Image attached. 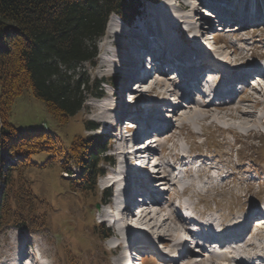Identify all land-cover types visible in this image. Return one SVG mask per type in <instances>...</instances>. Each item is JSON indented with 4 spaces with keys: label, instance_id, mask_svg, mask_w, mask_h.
Returning a JSON list of instances; mask_svg holds the SVG:
<instances>
[{
    "label": "rangeland",
    "instance_id": "rangeland-1",
    "mask_svg": "<svg viewBox=\"0 0 264 264\" xmlns=\"http://www.w3.org/2000/svg\"><path fill=\"white\" fill-rule=\"evenodd\" d=\"M190 1L195 3L199 8L201 4H204L203 2L205 0ZM163 2L162 0V3ZM221 3L223 4L222 6H224L225 3ZM140 4L139 14L134 18V21L129 24H118L117 27L122 29L124 33H129L128 31L131 29H140V34L142 35L145 34L144 30L149 27L148 24L143 22V19L145 15L151 16V14L145 13L143 10L146 6L149 8L150 3L143 1ZM207 4L208 3H206V5ZM231 4L234 7H244L243 4L241 5L238 2H231ZM252 5L257 9L256 5H254V1L248 0L246 6L250 7ZM181 8L177 9L176 12L179 13L178 10H183L185 14L194 13L188 8ZM199 13L200 11L197 9L195 15H199ZM112 19L113 16L109 18L108 22ZM175 21L176 20H173V22ZM254 21L256 22L252 23V21H248L249 25L242 27L240 30L241 34L237 36L230 35L231 32L235 30L234 27L231 29L232 25L234 26L235 24L230 22L221 27L220 36L213 38L210 35L200 36L203 37V42L206 47H210V49L207 48V50H209V58L219 57L222 61L236 59L237 61H235L232 66L234 69L239 70L247 64L246 61L250 63L258 62L259 60L254 61L255 57L264 53V18L254 19ZM209 22H211V20ZM183 24L186 25V22ZM136 25H139L137 29L135 28ZM217 29L219 30V28ZM201 31L202 30L199 32ZM217 32L215 31L212 35H216ZM106 34V31H104V35L96 41L94 65L92 66V64L84 62L81 65V68L84 67V69L80 67L76 69V71L84 70V77H88L90 80L96 78H110L113 76L121 78V72L123 73L124 66L125 64L127 65L125 61L129 57L128 48L130 47L128 46L130 45V38H132L128 35L117 38L119 42L116 46L112 47L113 51L110 56H113L111 59H108V67L103 66L104 61H102L101 48L107 37ZM183 35L184 30L182 31L181 28L180 36L183 37ZM213 40L222 42V44H215V46H213ZM191 44L193 43L191 42ZM226 45H229V48H225ZM235 48H237V50L234 52ZM215 49H217V51H215ZM218 51L223 54H220ZM242 56H244V59L239 60ZM155 75L156 77L159 76L157 74ZM159 77L169 80L171 82L170 87L176 88V86L173 87L174 81L172 82L169 79L171 78L169 74H162V76ZM120 86L112 88L108 85H101L105 99L99 100L94 94H89L86 100H84L80 110H78L76 114L70 116L66 123H60L48 112L43 101L35 98L30 91H24L21 95L17 96L12 103L8 115V122L20 131H46L58 137L63 145L67 147L76 135L87 136L95 133L109 136L108 139L111 143L109 154L113 157L114 164L106 168V173H111V176L118 177V173L115 172L117 167L116 162L119 159L116 155V150L120 142L114 138V135L117 136L118 132H114V129L108 132L106 129L108 124L114 127V115L110 111L103 112V116L105 115V117L106 114L109 116L111 115L108 118L110 122L106 126L103 125L104 121L100 118V112L103 111V109L99 108V104L107 102H110L108 103L109 105L120 103L123 97V94L119 91ZM261 86L264 87V80H260L256 84V89H248L238 96L239 99L237 102L254 111L253 113L255 116L259 117L251 121L248 125H242L239 120L230 119L223 122L219 121V123L215 125L205 121L180 127L173 117H168L169 113H165L164 111L161 114H157L155 110L156 113L155 116H153L154 119L152 118V122L159 125L158 121L155 120V118L158 117L165 118L166 122L169 123L171 122L170 119L173 120V122H171L174 125L172 131L175 133L176 137L174 136L172 140H165L167 139L165 135L161 137L164 144L157 146L154 150V154H157L167 163L173 161V154L179 152L186 153L188 150L194 154L198 152L207 155L206 159L200 158L201 160H198L200 164L196 171L186 170L184 179L178 180L181 181V185L190 184V187H188L189 189L184 193V201H186L190 207L194 205V211H196V214L200 217H210L211 219H215L216 222L219 221L223 223V220H227L228 218L232 220V218L235 217L239 218L248 211L258 209L262 211V209H264V164L260 165L258 163L260 159L264 158V94L262 95V93L258 91V88ZM142 91L143 90H139V87H137V89L134 87V89L131 90L132 95H137V102L133 103L134 100L132 101V106L130 107L132 109H128V112H130V114H128L135 120H141V117L146 115V111H149L150 106L146 107L144 105L151 103L152 100L156 101L162 96V93H160L157 88L154 89L152 93H145ZM194 91L196 90L193 89V92ZM132 95L130 93L131 97ZM164 96L166 98V95ZM127 98L128 97L125 95L124 100L127 101ZM165 98L163 97V100H166ZM185 100L187 99L183 101ZM172 101V97H170L168 102ZM216 103H218V101ZM167 104L168 103L165 105L168 106ZM212 106L215 105L213 104ZM152 107L156 108L154 105ZM225 107L228 106H223V108ZM151 117L152 116H149L147 119H151ZM95 125L98 127L95 130L87 128ZM128 141L129 138L126 139V144ZM211 146L215 148H211ZM238 154L243 156V162H240L242 158H239ZM49 156L50 155L47 153L32 155L31 160L33 163L24 171V176L28 180L33 194L44 201L40 209L45 214V230L31 232L29 234L28 231L22 227L9 226L1 229L0 264H11L16 261L19 262V264L20 262L27 264L30 259L29 256L31 255L27 257L23 255L20 259L21 261L16 259V254L20 253L23 248L29 251L30 254H32V252L34 255H36V252L41 253V255L46 258L47 264H116L122 252V246L119 250H115L114 252L111 245L112 242L105 237V231L99 226L100 221H103V223L105 222V224L109 221L108 215H104L108 203H103V191L107 178L102 176L97 179V191H95V193L88 194L87 196L81 195L77 190L72 189L69 177H67L69 174L63 173L58 158H51L49 162H46ZM211 164L216 166V170L212 169L210 171L217 176L219 181H213L209 177L210 171L208 172V167ZM121 167L123 166L121 165ZM233 169L236 170L233 172ZM165 173H167V170ZM226 174L228 175L225 176ZM168 177L170 179V183L166 186L168 189L162 190L164 186H159L157 188L159 184L152 187L156 192L162 190L161 193H165L162 202L164 204L172 202L176 195L179 196L177 188L171 185L172 182H175L174 178L169 175ZM223 177H226V179L223 180ZM156 180L159 179H155V181ZM213 183L215 186L212 188L211 184ZM115 184L117 185L119 183L116 182ZM111 192L112 196H114V191L111 190ZM173 193L176 195H173ZM112 196L110 201L112 200ZM96 203L99 204L98 207L95 206ZM110 210L114 211V209ZM171 216L177 220L180 219L175 213H171ZM133 221L138 222L139 219L137 218V220H135L134 216ZM136 226H138V224ZM104 227L106 228L107 226L104 225ZM26 232L28 234H26ZM256 233L264 235V230H256ZM149 235H147L146 238H148ZM249 237V241H255L254 234H249ZM146 238H139V240L144 241L147 240ZM260 243L264 247V237L260 240ZM261 252V255H264V250ZM184 262L185 261L182 260L181 262L170 264H184ZM249 263L251 262L249 261ZM143 264L163 263L159 261L156 262L150 258L145 260Z\"/></svg>",
    "mask_w": 264,
    "mask_h": 264
},
{
    "label": "trees",
    "instance_id": "trees-1",
    "mask_svg": "<svg viewBox=\"0 0 264 264\" xmlns=\"http://www.w3.org/2000/svg\"><path fill=\"white\" fill-rule=\"evenodd\" d=\"M141 1L0 0V231L13 226L33 233L46 226L40 209L44 201L24 176L34 154L47 153L46 162L58 158L62 170L73 175L71 187L79 194L97 191L103 166L111 162L105 139L76 135L67 147L46 131H20L8 115L15 98L30 91L66 123L89 94H102L98 79L76 69L84 62L94 65L96 40L109 16L130 21ZM109 198L105 191L104 201Z\"/></svg>",
    "mask_w": 264,
    "mask_h": 264
},
{
    "label": "bare ground",
    "instance_id": "bare-ground-1",
    "mask_svg": "<svg viewBox=\"0 0 264 264\" xmlns=\"http://www.w3.org/2000/svg\"><path fill=\"white\" fill-rule=\"evenodd\" d=\"M174 2L177 3L179 6L185 8V9H187V8L190 9V11L194 12V13L198 9L197 5L195 3H192V1H190V0H174ZM227 2H229V0H227ZM240 2L238 1L239 4H241ZM163 4H167L165 0L161 4L160 9L156 11L157 14L155 16H152V17L145 15L143 22L149 25V27L146 28V32H152L155 30L157 32V34H155V36H157L158 38L161 39L162 45L159 42H156L152 48L151 53L153 54V56H155L156 60L158 58H161L163 62L169 63L170 67L172 69H174L175 65L177 64V63H175V61L178 60V62H180V60L182 58L181 54H183V52L178 51L176 49L175 45H172V46H174V51L177 54L175 56L172 55L173 56V59H172L173 63L171 62V60H169L171 57V56H169L170 51H171L170 39L173 38V36L171 34H173V32L176 29H172V27L170 29H168L169 23L161 15L162 13L167 12L165 5L163 6ZM207 5L209 6V3ZM240 10L243 11V7H241ZM205 11L206 10H203V13H205ZM219 14H220V12L217 13V16H219ZM228 14H229L228 16L233 17V18H231L232 20H237V18L235 16V15H237V12L231 11ZM176 15L178 16V13ZM176 15L174 14L172 17H175ZM186 19L187 18H185L183 20V22H185ZM176 23H179V21L176 20ZM239 23H242V21ZM175 24H173V25H175ZM245 24L246 23L244 22V24H241V25L244 26ZM108 25H109V23L106 25V30H105L107 34H109V32H110ZM208 26L209 27L213 26V20H211V22L208 23ZM138 27H139V25H136L135 28L137 29ZM189 29L195 33L194 27H191ZM240 30H241V27L238 28V26H235V30H233L230 35L231 36H237V35L241 34ZM128 32L129 33H124V31L122 29H119V28L114 32H110L112 34V36H111V39L109 42V49L106 50L109 53V55L113 51L112 47L116 46L119 42V41H117L118 40L117 38L121 37V36H127L128 35V36H131L132 38H137L140 36V45H141L140 29L139 30L131 29ZM174 39H176V38H173V40ZM156 40H158V39L153 38L154 42ZM198 42L201 44L198 46V50H197L198 54L200 56H205L206 54H209V52H208L209 50H207V47L203 42V37H198ZM215 51H217V49H215ZM235 51H236V49H234V52ZM218 52L220 54H223L220 51H218ZM136 57H137L136 58L137 64L135 66V71L137 72V81L139 82V81L145 79V76L143 74H141L139 69H138L141 66L140 65L141 57H140V55L136 56ZM218 58L219 57H217L216 59H218ZM241 59H244V56L240 57L239 60H241ZM210 61H212L213 64L215 63V61H213V60H210ZM234 61H237V60L234 59ZM108 63L109 62L107 60L106 62L103 63V66H107ZM189 63H191V61ZM246 63L248 65L247 61H246ZM181 64H183V67L181 66V68H179L177 70L180 71V75L184 76V81H183L184 83L182 85V88H180L179 91H177V92H176L175 88L170 87L171 82L169 80L163 78V77H159V76L156 77L155 76L154 78L153 77L150 79L147 78L146 82L142 83V85H147V82L151 81V83H152L151 88H154V89L155 88H162L163 89L162 92H164V94L167 96V99L164 101L158 99V100H156V102L161 103V105L164 104L163 107L166 106L165 105L166 103H168V104L174 103L173 106L167 104L169 107L167 108V110H165V113H169L168 117L169 116L173 117L175 119V121H177V124H179L180 127L185 126V125H189L191 123H202L205 121L208 122L209 124L215 125V124H218L219 121L223 122V121L230 120V119L231 120H239V122L242 123V125H246V124L248 125L251 121H254L257 118H259V117L255 116V114L253 113L254 111L248 109L246 106H244L238 102H235L233 100L234 87L233 86L230 87V84L233 85L234 81H232L231 78L230 79L228 78L225 81V83L227 85L229 84V87L225 90V92L230 98H228L227 101L223 100V102L218 103V106H216V105L212 106L214 98H219V97L224 98L223 95H225V93L222 91L221 88L218 87L216 89V92L214 91L215 93H214L213 98H209V93L207 91L203 90L202 94H201V91H199V90L197 91V89L200 85L199 79H200L201 75L204 74L206 65H201V64L197 65V64L192 63V67H189L187 65V63L184 61ZM213 64L207 66V68L210 70L213 69L214 68ZM231 64H232V62H230V65ZM249 66L251 69L254 68L253 64L249 65ZM155 69H158V68H155ZM255 69H258L257 65L255 66ZM140 70H142V67L140 68ZM259 70H260V68H259ZM158 71H161V70H158ZM249 71H250L249 68L246 69L245 73H244V70H239L237 72V74L234 76V78L242 77L246 73L249 74ZM124 72H125V68H124ZM156 73L161 74V72H156ZM212 73H213L212 70L209 71V73H208L209 77L212 75ZM253 81H254V78H253ZM244 88H245V86H244ZM193 89L196 90L195 91V92H197L196 95L193 94L194 93ZM258 91L260 93H262V95H263L264 94V87L261 86L260 88H258ZM131 95H132V93H131ZM136 97H137L136 94L132 95L133 99L131 101L134 100L133 103L137 102ZM170 97H172V100H173L172 103L168 102ZM184 99H187V100L183 101ZM241 101H243V100H241ZM153 102L154 101L152 100L151 103L144 105L146 107L150 106L149 111L148 112L146 111V115L144 116L145 119H147L149 116H155L154 111L156 110V108L152 107V106L153 105L156 106V104H155V102L154 103ZM108 105H109L108 103H103L99 107V108L103 109V111L100 112V118L104 121L105 126L110 122L108 118L111 116V115L109 116L107 114H106V117H105V115L103 116V112L111 111V107ZM223 106H228V107L223 108ZM151 108H153V109H151ZM184 108H186V109H184ZM231 111H234V112H231ZM170 113H172V115H170ZM155 120L160 121L163 119L158 117V118H155ZM160 122H162L161 124L158 125V127L160 129H155L156 130L155 133H160V134H155L153 137V140H154L153 142L156 143L157 145L164 144L163 140L161 139V137H164V135L167 138L165 140H172L174 138V136L176 137L175 133L172 131L173 124L171 125V123H168L165 120L160 121ZM164 129H165V131H164ZM150 130H151L150 126H148V127L144 126V128L143 127L140 128L139 133L140 132L141 133H147V132H150ZM139 133L137 130H136V132H134V134H133L134 140L139 137V135H140ZM126 139H127V137L123 138V136H122V138L120 140V145L117 147V149H118L117 155L119 156L117 163H119V164L124 163L125 159L127 158V155H129V153L127 152V150L125 149V147L123 145V143L126 141ZM150 142H149L148 146L150 145ZM133 146H135V144L132 142V144L130 145L129 148L133 149ZM148 146H147V148L149 149ZM152 151L153 150H150L149 153H152ZM132 155H135V152H132ZM196 157L202 158L203 156L201 157V155L197 154ZM178 158H179V153L176 154V159H178ZM149 159L150 158L144 159V164H142L143 168H145V166H147L149 164ZM153 159H154V165H153L154 170L153 171L156 174V176L162 178V179H159L162 181H159V185H157V188L159 186H164L162 188V190L168 189V188H166V186L170 183V179L168 177V174L165 173L167 169L163 165V161L158 155L154 154ZM145 162H147V165L145 164ZM160 168H162L161 173H163V174L159 173ZM210 169H212V168H210ZM173 170H175V169L172 168V171ZM122 172L124 174L125 181L128 180V184L126 183V186L124 187V189H126V191L123 190V192L127 196V199H130L129 195L127 194L130 190L137 188L138 186H141L139 196H142L141 194H143L144 196H147L150 202H149V205H142L141 206V211L138 213L139 214L138 215L139 221L137 223H134L133 220H134L135 215H133V213H131V210H130L131 200L128 202V204H126L122 208L119 206V202L118 203H117V201L112 202L111 208L114 209V211L106 210L105 214H108L109 212L116 213V219L113 220V223L115 222V224L117 226H116V228H114V230L112 229L113 230L112 242L115 243V246L119 247L122 244V242L125 240L131 245L136 239H138V240H139V238L145 239L147 237V235H149V234L156 236L158 238L161 246L174 247V245H177V244H180V245L184 244V242L187 240L185 235H183V237L181 239L177 240L175 243H171L173 240H176L180 236L179 234L185 232L184 222L181 220H177V219L173 218L171 216V214H169V213H165L162 215V212L168 210V207L170 205L166 204V203H165V205L162 204L163 195L165 194L164 192L160 193L162 190L161 191L159 190V192L158 191L156 192L155 189H152L153 185L150 183V179L153 177L154 174L149 175V173L146 174L144 170H140V169L139 170H132L126 166L122 167ZM130 175H131V177H130ZM111 178H112V184L111 185L114 186V184L116 182H118L119 184H122L121 179H115L117 177H114V176H112ZM128 178H130V180ZM129 182H130V184H129ZM175 182H172L171 185L175 186V187H177V186L183 187L184 190L188 188V186H186V185H181L180 181L179 182L177 181L176 183ZM119 184H117V185H119ZM118 188L121 189L122 187L120 186ZM134 211H136V209H134ZM251 217L254 218V216H251ZM239 219H240V217H239ZM241 220L242 219H240V220H238V222L237 221L236 222L239 223ZM255 222H257V224H262L264 222V216H261V217L255 219ZM137 224H138V226H136ZM139 224H143V225H139ZM139 226L145 227V231L147 233L138 231L137 227H139ZM208 226L211 228V225H208ZM242 227L243 226H238L237 224H235L232 228V233L234 235H238L239 231L240 232L242 231ZM220 236H222V234ZM236 237L237 236H234V238H236ZM146 239L147 240H144V241L140 240L139 241L142 248L147 249V251H154L159 258L170 256V255H165L164 252H162V251L157 252L156 248L152 247L154 245V243H156V241L149 242V240H153L151 238V236H149ZM154 239L156 240V238H154ZM254 247H256V245H254L252 243H248L240 249L234 248V249L230 250L227 255H224V254L221 255L220 254V256H219V254H216V255L214 254V255H211L205 259H198L197 255L193 254V252H191L189 250H187L186 252L184 250L185 253L184 252L183 253H184V256L186 257L185 264H255V263H249V261H251L252 259H254L258 255V253H256V252H254V254L256 253L254 256L250 255V253H249V249L252 250ZM170 254H173V253H170ZM23 255H26L25 257H27L31 254L29 251H27V250H25V248H23V250L20 253L16 254V259L20 260L21 257H23ZM29 258H30V256H29ZM220 261H223V262H220ZM32 263H33V261L28 262V264H32ZM11 264H19V262H17V261L12 262ZM20 264H24V263L20 262Z\"/></svg>",
    "mask_w": 264,
    "mask_h": 264
},
{
    "label": "water",
    "instance_id": "water-1",
    "mask_svg": "<svg viewBox=\"0 0 264 264\" xmlns=\"http://www.w3.org/2000/svg\"><path fill=\"white\" fill-rule=\"evenodd\" d=\"M98 206V204H96V207Z\"/></svg>",
    "mask_w": 264,
    "mask_h": 264
}]
</instances>
